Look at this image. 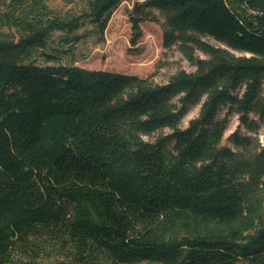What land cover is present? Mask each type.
<instances>
[{
  "label": "trees",
  "instance_id": "trees-1",
  "mask_svg": "<svg viewBox=\"0 0 264 264\" xmlns=\"http://www.w3.org/2000/svg\"><path fill=\"white\" fill-rule=\"evenodd\" d=\"M124 1L87 0L65 18L40 3L15 18L18 42L0 32V264L50 241L81 264H264V148L244 156L224 146L229 122L218 118L228 108L244 125L251 114L264 120V0L135 4L133 45L159 14L163 47L180 46L195 69L163 86L32 61L103 39Z\"/></svg>",
  "mask_w": 264,
  "mask_h": 264
},
{
  "label": "rangeland",
  "instance_id": "rangeland-1",
  "mask_svg": "<svg viewBox=\"0 0 264 264\" xmlns=\"http://www.w3.org/2000/svg\"><path fill=\"white\" fill-rule=\"evenodd\" d=\"M142 0H125L113 13L103 39L91 37L83 40L73 47L72 53H65L59 56L58 60L47 61L40 57L42 51L37 52L32 61L42 66H53L57 64H74L76 67L103 71L140 78H150L155 85L163 86L168 84L172 77L181 71L194 72V67L185 57L180 46L171 49L163 47L164 20L159 14L157 23L145 22L141 24L142 38L136 45L132 43L131 13L135 4ZM43 3L52 13L53 17L65 18L69 15H79L86 9L87 0H0V32L7 39L18 42L22 36L20 28L16 25L15 18L28 16L38 4ZM89 26L85 28L88 32ZM83 31V32H85ZM59 34H55L52 43L53 47L59 48ZM210 45L223 48L220 44L211 39H205ZM62 49V47H60ZM68 51L70 48H64ZM236 56H244L234 52ZM198 58L204 56L196 51ZM248 56V55H247ZM201 105L193 108L181 125L186 129L189 123L196 119L201 110ZM220 120L227 118L228 130L225 134L223 145L233 149L244 156H253L264 148V120L254 114L249 115V125H244L240 115L228 108L222 109L219 113ZM171 131L166 129L155 133L152 136L144 137L147 142H155L161 136H167ZM250 138L253 147L248 151L237 148L232 139L233 136ZM75 250L71 247L62 248L56 241L38 242L34 247L27 250H20L15 255L16 264H81L74 256ZM100 264V263H99ZM102 264V263H101ZM103 264H110L104 262ZM148 264V263H144Z\"/></svg>",
  "mask_w": 264,
  "mask_h": 264
},
{
  "label": "water",
  "instance_id": "water-1",
  "mask_svg": "<svg viewBox=\"0 0 264 264\" xmlns=\"http://www.w3.org/2000/svg\"><path fill=\"white\" fill-rule=\"evenodd\" d=\"M115 74V73H114Z\"/></svg>",
  "mask_w": 264,
  "mask_h": 264
}]
</instances>
